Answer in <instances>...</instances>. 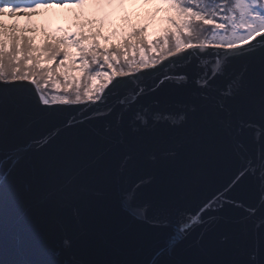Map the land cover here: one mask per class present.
Returning a JSON list of instances; mask_svg holds the SVG:
<instances>
[{
	"label": "snow or ice",
	"instance_id": "snow-or-ice-1",
	"mask_svg": "<svg viewBox=\"0 0 264 264\" xmlns=\"http://www.w3.org/2000/svg\"><path fill=\"white\" fill-rule=\"evenodd\" d=\"M57 2L85 0H0V9L31 15ZM161 3L169 12L163 35L148 41L146 25L133 26L107 47L99 32L82 31L37 45L0 22V264H134L72 252L91 231L85 195H99V183L135 220L170 230L152 264L197 228L193 243L206 251L226 205L245 213L235 222L246 230L255 218L247 260L172 264H264V0ZM146 44L159 47L151 65L125 55L121 66V53ZM76 70L85 76L69 74ZM84 78L100 83L81 92ZM60 83L72 90L46 91ZM188 156L212 162L228 180L208 191L198 170L179 186L167 179L155 186L157 175ZM245 182L255 188V204L230 195ZM22 208L32 210L27 223ZM37 238L50 245L49 256L34 258Z\"/></svg>",
	"mask_w": 264,
	"mask_h": 264
},
{
	"label": "water",
	"instance_id": "water-1",
	"mask_svg": "<svg viewBox=\"0 0 264 264\" xmlns=\"http://www.w3.org/2000/svg\"><path fill=\"white\" fill-rule=\"evenodd\" d=\"M198 170L208 177V191L221 187L228 180L227 171L217 168L210 161L188 156L181 160L176 170H169L163 177L157 175L155 186L159 187L163 179L179 186L184 181L195 179ZM97 190L99 195L93 193L85 195L91 231L81 235L72 252L78 258L86 260H128L133 261L134 264H152L153 257L164 245L165 237L170 230H155L135 220L119 207L115 193L109 191L104 183H99ZM230 195L246 204H255L257 199V193L251 182L236 187ZM151 211L149 209V215ZM21 212L24 215V222L27 223L32 216V210L22 208ZM222 215L225 220L221 221L211 239L206 238L204 242L203 247L206 251H202L201 247L193 243L200 231L197 228L187 240L179 244L172 255L161 256L160 264H172L178 259L246 261L252 244L251 223L255 218L247 222L246 230L245 225L235 222L245 215L242 210L226 205ZM21 235L23 236V233ZM221 236H226L227 239L221 241ZM49 247L48 243L37 238L34 258L49 256Z\"/></svg>",
	"mask_w": 264,
	"mask_h": 264
},
{
	"label": "rangeland",
	"instance_id": "rangeland-1",
	"mask_svg": "<svg viewBox=\"0 0 264 264\" xmlns=\"http://www.w3.org/2000/svg\"><path fill=\"white\" fill-rule=\"evenodd\" d=\"M157 6L163 7L161 0H85L82 6L75 3H41L31 15L27 12L20 14L19 9L8 15L5 13L7 9H0V22L8 28H11L9 22L15 24L14 31L18 33L21 30L27 34L40 33V38L44 39L45 35L48 36L45 31L57 34L60 27L62 30L64 24L74 25L73 22L91 21V30L106 31V27L114 25L122 16H125V21H129L135 12L146 9L152 13ZM75 28L78 29L77 26Z\"/></svg>",
	"mask_w": 264,
	"mask_h": 264
},
{
	"label": "trees",
	"instance_id": "trees-1",
	"mask_svg": "<svg viewBox=\"0 0 264 264\" xmlns=\"http://www.w3.org/2000/svg\"><path fill=\"white\" fill-rule=\"evenodd\" d=\"M152 11V10H151ZM169 14L168 10L163 6L161 7H155L153 8L152 13L144 9L143 11H137L133 14L131 17V20L125 21V16H122V18L114 23V25H110L106 27V31L97 29V30H91L90 27L92 25L91 21L85 22H73L75 25H79V32H84L86 34L92 33V32H99L100 35L97 37L99 40L100 44L102 46H109L111 44H120L122 43V37L127 35V33L131 30L133 26H143L146 25V30L143 33V35L146 37L148 41H152L163 35V30L168 26L167 21L165 17ZM154 16H157V18H154ZM9 24L12 26L13 24L9 22ZM6 25V24H4ZM9 31H12L14 29L8 28ZM18 33V32H17ZM48 36H44V39L40 38V33H33V34H27L24 33L30 37H34V43L37 45H40L43 43L45 39L50 38L53 36L49 31H45ZM61 35V34H59ZM36 37V38H35ZM107 37V39H105ZM135 38H133V41ZM172 39L170 38V45H171ZM218 43V42H213ZM156 47V51H153L152 47H149L147 44L141 46V50H136L134 48H129L125 53H121V66H126V62L124 60V56L127 55L129 59H134L135 61L139 62L142 57L147 59L148 63L151 65L152 64V59L156 57L157 52L159 51L158 46H153ZM70 52L75 53L76 49L75 48H70ZM42 63H53L52 61H44L42 60ZM78 69V65L74 66ZM93 67H95L93 65ZM107 70V69H106ZM58 71H63V69H58ZM72 76H77V77H82L85 76L84 73H81L79 70L76 71H71L69 73ZM99 80H92L89 81L87 78H84L79 82V87L81 92L85 90V88L89 86H94L96 84H99ZM66 87H69V90L71 91V86L64 85L63 83L59 84L58 90L53 89V86L50 84L48 89L46 90L47 92L51 94H60L63 95L64 89Z\"/></svg>",
	"mask_w": 264,
	"mask_h": 264
}]
</instances>
